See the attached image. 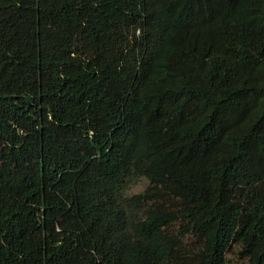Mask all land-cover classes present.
<instances>
[{"label": "trees", "instance_id": "trees-1", "mask_svg": "<svg viewBox=\"0 0 264 264\" xmlns=\"http://www.w3.org/2000/svg\"><path fill=\"white\" fill-rule=\"evenodd\" d=\"M231 255L264 264V0H0V264Z\"/></svg>", "mask_w": 264, "mask_h": 264}, {"label": "rangeland", "instance_id": "rangeland-1", "mask_svg": "<svg viewBox=\"0 0 264 264\" xmlns=\"http://www.w3.org/2000/svg\"><path fill=\"white\" fill-rule=\"evenodd\" d=\"M149 181L146 178H141L139 179L135 185L130 189V193L134 194V193H140L142 191H144L146 189V187L148 186ZM231 258L233 260V264H245L242 261L237 262L236 258L234 257V255H231Z\"/></svg>", "mask_w": 264, "mask_h": 264}]
</instances>
